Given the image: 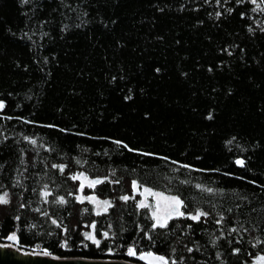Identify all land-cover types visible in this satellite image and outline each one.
Masks as SVG:
<instances>
[{
	"label": "trees",
	"instance_id": "trees-1",
	"mask_svg": "<svg viewBox=\"0 0 264 264\" xmlns=\"http://www.w3.org/2000/svg\"><path fill=\"white\" fill-rule=\"evenodd\" d=\"M254 8L250 0H0V195L10 201L0 205V242L16 233L27 251L143 264L128 247L184 264L264 255L256 243L264 241V11ZM53 164L67 167L61 174ZM80 172L112 181L83 192L111 201L107 213L75 199L80 182L70 176ZM133 180L209 216L153 230ZM61 196L66 204L56 203ZM93 222L99 247L84 239Z\"/></svg>",
	"mask_w": 264,
	"mask_h": 264
},
{
	"label": "snow or ice",
	"instance_id": "snow-or-ice-1",
	"mask_svg": "<svg viewBox=\"0 0 264 264\" xmlns=\"http://www.w3.org/2000/svg\"><path fill=\"white\" fill-rule=\"evenodd\" d=\"M24 3H28L29 0H23ZM244 0H237V3H243ZM250 2L253 5H256V8L253 9V11H255L256 9H260L261 11H264V7H261L262 5H264V0H250ZM217 3H219V0H217ZM229 12L232 11V9H228ZM217 18H219L221 16V13H216ZM242 18H243V14H242ZM79 26V25H78ZM249 31H252L251 28H249ZM261 31H264V29H261ZM229 54H231L229 52ZM156 71L158 72L159 69H156ZM211 71V69H210ZM126 99H131V96L126 97ZM5 107V104L3 101H0V110H2ZM208 119H212L211 114H209V116L207 117ZM25 140H29V142L33 145H35L37 143V141L35 139H29L28 137L24 138ZM119 143V142H117ZM229 143H231V141H229ZM124 147H127V145H124ZM131 151V149H129ZM77 163H80V161H77ZM235 163L240 166V167H244L245 165V161L243 159H236ZM53 168H57L59 170V172L61 174L64 173L67 165L65 164H60V165H56L53 164L52 165ZM70 179H72L73 181H79V188L78 191L81 193V195H78L75 197V199L79 202V203H84L85 201H87L90 204H93L95 206V215L100 216L102 213H107L108 210L113 207V204L111 201L109 200H99L95 195H89V196H84L83 192H84V188L85 186L89 187V188H95L97 185L105 183L107 182H112L109 181L108 178H104V179H89V177L87 175H85L83 172H80L78 174H74L70 176ZM115 183H119V181H115ZM197 188H201V185H196ZM132 189L133 192H139V194L141 196L144 197V199L140 200L137 203V207L140 209H145V208H149L151 209V219L153 221L151 228L154 229H166L169 226V222L173 219H179V218H186L189 220H192L194 222H201L202 218L206 220V218L209 216V212L204 211L201 208H196L194 212H185L182 209L186 208V204L184 202V200H182L178 195H165L163 192H156L153 191L151 188L148 187H144L142 191H140V185L137 183V181L133 180L132 181ZM205 191L211 193L213 192V189L211 188H207L204 189ZM52 193L48 190V186L44 185V190L41 192V196L44 198V202L47 203V198L49 196H51ZM148 197H152L155 201L154 204H150L148 203ZM120 199L122 201L127 202L130 199H135V196H128V195H123L120 197ZM9 199H8V193L5 192L3 195H0V205H7L9 204ZM56 203H59L61 205L66 204L67 201L65 200L64 197H59L58 200L56 201ZM23 207V205H21ZM36 211H39V209H36ZM85 212L88 211L87 208L84 209ZM45 215H47V213H45ZM17 219H19V217H17ZM224 220L223 216H220V218L216 221V223L218 225L222 224ZM52 224L56 225L57 227H60L59 224H57L56 220H52L51 221ZM189 228H191V225H188ZM90 228L92 229L91 232H85L84 233V239L87 241H90L92 244L96 245L97 247L100 246L101 240L98 239L95 235V229H96V224L95 222H93L90 225ZM65 232H67V229L64 230ZM240 229L237 227H233L230 230V234L231 233H237L239 232ZM245 231H247L245 229ZM102 236L107 239L109 237V233L108 232H103ZM149 239H151V236L148 237ZM7 241L10 242H14L16 244H19V237L17 236L16 233H12L10 235H8L5 238ZM219 239V238H218ZM240 241L237 240V243H239ZM256 243H264V241L259 240V238H256ZM0 246L2 247H12V244H7V245H3L0 244ZM256 244H253V247H255ZM62 247H67V242H65V244L62 245ZM187 247V246H185ZM188 252H192L193 249L192 248H187ZM109 252H111V249H109ZM173 252H175V249H173ZM240 252L239 248H235L233 249V253L234 254H238ZM33 254L35 255H43V256H51L52 254L47 251L44 250L42 253L40 252H33ZM126 255L128 257H133V258H138L140 261H144L145 264H184L183 259H181L180 261H177L176 259H172L169 257H165L164 255H158L155 254L151 251L148 252H140L138 253L137 248L135 246H130L127 248L126 251ZM219 256V253L217 254ZM253 264H264V255H258Z\"/></svg>",
	"mask_w": 264,
	"mask_h": 264
},
{
	"label": "water",
	"instance_id": "water-1",
	"mask_svg": "<svg viewBox=\"0 0 264 264\" xmlns=\"http://www.w3.org/2000/svg\"><path fill=\"white\" fill-rule=\"evenodd\" d=\"M12 247L0 246V264H143L121 258H90L83 256H43L27 252L19 244L7 241Z\"/></svg>",
	"mask_w": 264,
	"mask_h": 264
},
{
	"label": "rangeland",
	"instance_id": "rangeland-1",
	"mask_svg": "<svg viewBox=\"0 0 264 264\" xmlns=\"http://www.w3.org/2000/svg\"><path fill=\"white\" fill-rule=\"evenodd\" d=\"M89 179H90V177H89ZM138 183V182H137ZM139 185H140V191H142L143 190V188L144 187H148V188H151L153 191H156V192H163L165 195H176V194H171V193H167V192H164V191H161V190H157V189H154V188H152V187H150V186H146V185H143V184H140V183H138ZM136 194H137V196H138V200L140 201V200H142V199H144V197L143 196H141L140 194H139V192H135ZM91 195H94V194H91ZM98 198V197H97ZM99 200H104V199H100V198H98ZM148 203H150V204H154L155 203V201H154V199L152 198V197H148ZM152 211V210H151ZM7 244V243H6ZM25 250V249H24ZM27 251V250H26ZM27 252H32V251H27Z\"/></svg>",
	"mask_w": 264,
	"mask_h": 264
}]
</instances>
